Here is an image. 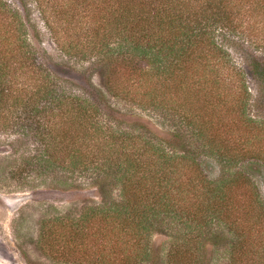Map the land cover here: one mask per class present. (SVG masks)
I'll return each instance as SVG.
<instances>
[{"label": "trees", "instance_id": "trees-1", "mask_svg": "<svg viewBox=\"0 0 264 264\" xmlns=\"http://www.w3.org/2000/svg\"><path fill=\"white\" fill-rule=\"evenodd\" d=\"M36 1L59 48L88 62L81 72L96 70L102 79V87L71 88L30 43L23 15L6 10L1 130L28 136L27 166L68 172L57 184L86 174L99 191L100 201L77 217L52 218L41 240L81 243L97 223L118 243L115 264H135L149 254L151 230L180 225L169 262L201 264L205 246L224 239L235 264H264V195L249 173L264 164V121L247 111L264 101V0H73L72 16L54 15L57 21L46 15L49 0ZM61 20L68 34L59 32ZM236 50L245 67L234 60ZM108 96L174 122L163 136L139 121L122 126ZM241 162L245 168L229 170ZM215 165L220 171L211 178ZM133 248L143 252L131 255ZM108 260L102 255L101 264Z\"/></svg>", "mask_w": 264, "mask_h": 264}, {"label": "rangeland", "instance_id": "rangeland-1", "mask_svg": "<svg viewBox=\"0 0 264 264\" xmlns=\"http://www.w3.org/2000/svg\"><path fill=\"white\" fill-rule=\"evenodd\" d=\"M48 2L50 13L46 10V15L49 19L57 21L54 15H58L59 19L72 16L73 0H49ZM8 9H15L23 15L27 24V37L52 73L63 75L71 88L86 87L89 83L102 87L101 76L96 70H91L88 74L81 72V69L88 64L87 61L69 59V56L65 55L55 43L50 34L49 24L45 23L36 0H3L0 8V32L5 27L3 17ZM61 23L63 27H58L59 32L65 30L64 35L68 34L65 27L67 24L62 20ZM66 39H69V36L62 37L63 41H68ZM239 43L247 51L257 53L254 46L244 41ZM3 49L4 45L0 44V57L7 55ZM238 51L233 53V58L242 65ZM242 66L245 67L244 64ZM246 84L253 92L255 84L250 73L247 75ZM108 103L110 106H115L117 112L113 116L121 122L122 126L129 121H139L159 136H163V129H167L174 122L172 117L166 116L163 111L142 109L136 104L111 96H108ZM247 109L249 116L264 121V101L257 106L249 105ZM181 129L184 131V127ZM183 139L187 142L192 141L189 136ZM30 142L21 129L16 130L13 127L3 131L0 126V264H101L102 255L109 259L110 264H115L114 261L120 257L118 243L113 236L104 235L97 223L93 224L81 243L68 239L61 247L57 244L49 247L47 242L52 239L51 236L48 237L50 239L41 240L43 230L51 228L52 218L67 214L68 217H77L83 205L98 203L100 198L98 189L89 179H86V174L79 176L77 172H74L72 180H69L71 184L69 181L66 184H57L58 179L65 180L63 177L69 173L56 169L40 174L39 171L42 168L35 170L27 166L23 157L33 154ZM240 167L245 168L244 162L230 167L229 170ZM210 169H212L209 172L211 178L216 177L220 171L217 165ZM249 173L264 195V164L259 172L253 170ZM117 187V185L110 187L112 196L115 198L118 194ZM235 193L236 198L240 199V193L238 194L237 191ZM250 227L249 224L248 228ZM182 230L180 225H175L169 231L151 230L148 236L149 254L137 255L135 264H194L189 257L175 260V263L169 262L174 254L171 251L172 244L179 241ZM225 242L223 239L222 243L214 246L207 244L198 254V259L200 257L203 259L201 264H235L230 245L227 246ZM51 248L57 251L51 252ZM129 252L132 255L143 251L133 248ZM246 259L248 260L247 257ZM241 260L245 261V258L242 257Z\"/></svg>", "mask_w": 264, "mask_h": 264}]
</instances>
